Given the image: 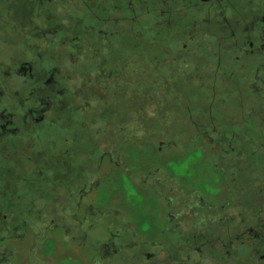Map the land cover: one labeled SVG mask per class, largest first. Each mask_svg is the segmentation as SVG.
<instances>
[{
  "label": "flooded vegetation",
  "instance_id": "1",
  "mask_svg": "<svg viewBox=\"0 0 264 264\" xmlns=\"http://www.w3.org/2000/svg\"><path fill=\"white\" fill-rule=\"evenodd\" d=\"M131 44L132 65L107 60ZM169 122L186 146L207 140L229 200L147 169L174 234L150 240L94 193L132 141L172 144L148 135ZM47 244L92 264H264V0H0V264H50Z\"/></svg>",
  "mask_w": 264,
  "mask_h": 264
},
{
  "label": "rangeland",
  "instance_id": "2",
  "mask_svg": "<svg viewBox=\"0 0 264 264\" xmlns=\"http://www.w3.org/2000/svg\"><path fill=\"white\" fill-rule=\"evenodd\" d=\"M196 80L198 81V78L195 76V83H197ZM179 119H182L181 114ZM168 125L148 130V135L155 137L156 140L169 142L174 140L172 144H163V148L160 151L157 148L159 145L156 143L136 140V142L132 141L129 144V148L126 145V148L121 150L120 158L117 161L111 163L106 159L101 169V186L94 193V198L104 213H108L116 207L126 210L127 217L130 219L133 228L138 234L150 240L159 239L161 235L166 239V237H172L174 234L170 233V229L169 231L165 230L166 221H162L160 219L161 216H158V214L161 215L158 197L141 186V180L147 169L155 170L157 167H161L164 171L167 170L168 173H171L175 178L189 185V187L198 189L212 203L218 204L229 200V196L225 193L229 189V182L225 181L223 175L218 172L222 165L215 161L209 163L210 146L207 140L201 137L195 145L186 146L185 143L188 141V137L183 138L180 133L170 132L167 127H173L175 124L169 122ZM129 130L131 128H128ZM124 135L127 134H119L120 137ZM138 135L141 136L142 133L138 132ZM99 138L98 140H100ZM175 138H183L185 142L178 140L179 144L175 143L177 141ZM102 147L104 145L100 149H104ZM132 174L136 176L133 177ZM62 180L64 181V177H62ZM129 187H132L131 190L135 191V194H131L132 199L125 192V188L128 190ZM56 245L47 244L40 248L38 250L39 259L47 258L50 259V264H62L63 262L60 263L59 259L64 260L71 255L74 256L73 253L63 257L64 253L60 252L59 245ZM71 249L73 248L66 244V254L72 251ZM88 254L90 255V253ZM76 257L75 255L73 259H76ZM82 257L86 260L85 263L76 260L71 262L66 259L65 263L92 264L90 258L85 254ZM26 262V264H33L31 260ZM18 263L25 264L23 261H18Z\"/></svg>",
  "mask_w": 264,
  "mask_h": 264
},
{
  "label": "trees",
  "instance_id": "3",
  "mask_svg": "<svg viewBox=\"0 0 264 264\" xmlns=\"http://www.w3.org/2000/svg\"><path fill=\"white\" fill-rule=\"evenodd\" d=\"M147 35H148L147 36L148 38H147V42L146 43H147L149 51L147 53V64H146L147 65L146 66L147 69L145 71L148 74V78H149V75H151V74L153 75V77L159 78V79L164 78V75L167 77L168 75H166V74L163 75V73L161 71V69H162V64L161 63L162 62H161L160 59H158L157 53H156V51H157L160 54V50L156 49V46H155V45H157V46L160 45L159 44L160 40L156 36V34H147ZM132 44L130 45L131 49H129V50H124L123 49L122 51L117 50V51L114 52V55H111V50H110L111 47L110 46H109V48L107 47L105 49L106 57H108L107 60L109 62H113V64H118L120 62L119 67L122 68V69L126 68L125 67L126 66V64H125L126 62L129 63L130 65H132L133 62H134L133 59H132V56L137 51V49L134 48ZM91 54H93L95 56L94 53H91ZM124 54H126V55H124ZM90 57H93V56H90ZM95 60L98 61V63L96 65L101 64V59H99V58L96 59V57H95ZM163 87L166 88L167 85L166 86L163 85ZM189 89H191V88H189ZM147 91H148L147 93H153L152 89L149 88V87L147 88ZM183 93L189 94V92L186 90V88L184 89ZM187 94H186V97L188 96ZM198 103L201 104V102H199V101H198ZM185 104H186L185 105V109L187 110L186 112L188 113V111L190 110V107H191L190 100L187 101V99H186Z\"/></svg>",
  "mask_w": 264,
  "mask_h": 264
}]
</instances>
